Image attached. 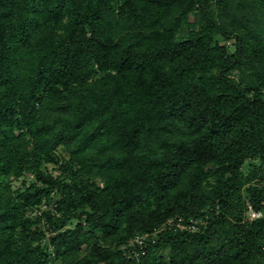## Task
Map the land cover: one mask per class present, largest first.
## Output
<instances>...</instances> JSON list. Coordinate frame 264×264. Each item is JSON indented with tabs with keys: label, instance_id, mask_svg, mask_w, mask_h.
Segmentation results:
<instances>
[{
	"label": "trees",
	"instance_id": "1",
	"mask_svg": "<svg viewBox=\"0 0 264 264\" xmlns=\"http://www.w3.org/2000/svg\"><path fill=\"white\" fill-rule=\"evenodd\" d=\"M249 203L264 0H0V264H264ZM177 216L205 222L128 243Z\"/></svg>",
	"mask_w": 264,
	"mask_h": 264
},
{
	"label": "rangeland",
	"instance_id": "2",
	"mask_svg": "<svg viewBox=\"0 0 264 264\" xmlns=\"http://www.w3.org/2000/svg\"><path fill=\"white\" fill-rule=\"evenodd\" d=\"M216 36H217V39L221 43L225 42V39L223 38V36L221 34H217ZM234 47H235V45H232L231 49H234ZM59 151L61 153H63L66 157L69 156V154L65 150H63L62 148H60ZM259 163H260V160L257 159V158L252 160V164H250V162H247V164H245V166H244V171L246 173H248L253 164L258 165ZM49 169L51 171H53L55 174H59V173H61V170H62L61 169V163H51V164H49ZM32 181H38V179L36 177V174L34 172H32V171H27L24 175H21L19 178L15 179L14 182H13V185H14L15 188H24L26 185H29ZM255 181H258V180L256 179ZM100 183H101V185H103V182L100 181ZM249 184H247V185H249ZM51 195L58 196L57 192L55 190L51 191ZM50 199H51V201L46 200V201H43L40 205H36V206L32 207L31 210H30V215L32 217H34L35 219H37L35 224H34V227H39L44 232L43 237H42V243H44L45 245L48 244L49 248L52 249L53 245L50 242V237L52 235H54L57 232V230H55L53 227L48 225L47 220H46V215L44 213L45 210H47V209H51L54 212H56V209H55L54 204H53V203H55V200H54V198H50ZM262 212H263V215H264V211H262ZM247 218H249L248 214H247ZM79 220H80L79 218H73V219H71L70 221L67 222L66 226L72 227ZM204 222H205L204 220L197 219V223H204ZM197 223H196V226H195L196 229L198 228V224ZM130 242H131V238L129 239L128 243H130ZM121 246L124 247V244L121 245Z\"/></svg>",
	"mask_w": 264,
	"mask_h": 264
},
{
	"label": "built area",
	"instance_id": "3",
	"mask_svg": "<svg viewBox=\"0 0 264 264\" xmlns=\"http://www.w3.org/2000/svg\"><path fill=\"white\" fill-rule=\"evenodd\" d=\"M227 43H231V40H228ZM247 214L250 219H254L257 217H260L263 215V212L261 210H257L253 207L251 203L248 204L247 207ZM196 222L197 219L190 218L189 221H186V219L183 216H177V217H170L167 219L166 222H164L160 227L155 228L153 232H144L136 234L132 239L131 242H138L141 245H144L146 240L151 238L154 234L161 231L162 229L169 227H181V228H190V229H196Z\"/></svg>",
	"mask_w": 264,
	"mask_h": 264
}]
</instances>
